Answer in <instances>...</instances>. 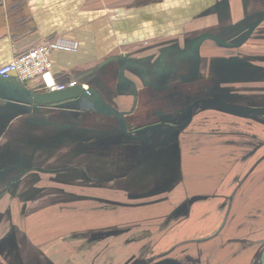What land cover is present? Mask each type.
Returning a JSON list of instances; mask_svg holds the SVG:
<instances>
[{
  "label": "crops",
  "instance_id": "crops-1",
  "mask_svg": "<svg viewBox=\"0 0 264 264\" xmlns=\"http://www.w3.org/2000/svg\"><path fill=\"white\" fill-rule=\"evenodd\" d=\"M261 16L258 27L264 22V0H0V66L45 41L64 38L78 44L77 52H52L53 69L46 79L38 77L23 83L17 77L15 81L0 78V121L9 123L8 128H0V145L6 141L10 126L23 120L22 127H28L27 134L8 140L7 148L14 154L11 148L16 144L32 154L34 144L40 141L49 144L46 127L49 123L42 120L46 109L69 106L81 109L82 102L78 100L48 106L35 103L30 94L47 92L52 83L83 85L118 111L129 112L125 116L128 130L149 126L161 115H175L200 99L220 98L227 92L220 80L232 85L253 81L244 76H229L239 70L232 63L234 54L243 59L252 58L241 49L257 29L241 38L249 28L247 25ZM203 92L206 96L201 95ZM197 96V100H192ZM208 111L231 116L218 121L219 126L241 129L257 123L254 119L244 121V116L214 107L212 103L205 104L200 112L203 115ZM89 112L101 114L95 108ZM137 112L149 114V125L130 124L129 118ZM155 112L157 117L152 115ZM209 120L199 115L186 132L175 136L158 129L146 142L140 143V150L132 148V161L137 159L140 163L122 177L127 178L140 168V191L138 184L136 190L124 182L119 188L129 195L140 192V207L151 210V220H140V224L159 225L161 217L167 218L186 203L180 220L177 217L171 220L172 229L162 230L161 236H165L164 242L196 239L212 242L211 247L201 250V264H247L243 249L249 251L250 243L263 240L264 233L258 234L252 227L256 218L238 223L251 226L250 231L254 232L245 237L238 233L229 236V241L238 243L237 247L228 246L222 252L215 245L225 242L229 232L210 227L230 226L234 219L240 218L235 213L240 214L237 194L244 187L236 188L234 183L243 169L241 163H247L252 157L254 160L260 145L257 146L255 137L237 130L196 133L213 128L208 125ZM43 128H46L44 133ZM190 130L196 134L188 135ZM96 139L88 135L78 140L77 152L96 156ZM193 140L200 148L190 151L187 146ZM52 141L51 145L58 140ZM126 153L122 154L124 162L116 167L111 163L110 180L114 169L126 167L130 160ZM229 190L232 191L229 193ZM146 232L151 234L149 230ZM209 253L212 254L206 263L204 258ZM188 254L179 252L175 246L166 255L172 257V264H192L193 257ZM257 254H251L248 263L256 264Z\"/></svg>",
  "mask_w": 264,
  "mask_h": 264
},
{
  "label": "rangeland",
  "instance_id": "rangeland-1",
  "mask_svg": "<svg viewBox=\"0 0 264 264\" xmlns=\"http://www.w3.org/2000/svg\"><path fill=\"white\" fill-rule=\"evenodd\" d=\"M255 23L256 21H253L248 24L246 34L253 33L255 29L257 31L241 50L246 55L255 56V62L264 66V61H260V59L264 60V22L260 27H258L260 22ZM246 34L243 35L242 40L247 37ZM249 65L253 64L246 63L243 73L253 81L248 83L250 80H245L232 85L228 81L222 83L218 80L224 91H227L220 95L219 99L232 104L264 106V69L255 73L253 67L250 68ZM203 94L206 93L203 92L201 95ZM198 97H192V100L193 98L197 100ZM72 107L46 109L42 120L49 123L46 124L49 144H42L41 141L34 144L32 154L28 149L25 151L24 146L16 144L11 148L14 154L7 148L8 140L13 141L16 137L25 136L28 127H22L25 125L23 120L16 121L10 126L5 136L6 141L4 140L5 142L0 145V171L5 167H11L8 172L0 173V264H155L160 260L172 264L174 260L171 261L170 255L155 254L161 249H169L171 247L167 245L169 243L171 245L176 243L179 252L181 250L188 252V256L193 257L192 264H201L200 253L202 254L203 248L212 242L201 239L192 242L188 240L164 242L165 236H161L162 230L173 227L169 225L170 223L167 224L168 218L161 217L159 220L162 222L159 225L140 224V220L143 222L151 220L149 217L151 210L140 207V192H132L133 194L129 195L119 188L121 182H124L134 190L137 189L138 184L140 191V168L129 177H122L128 169L129 172L135 170L140 160L132 161L130 151H134L135 148L139 150V144L128 139L123 141V135L118 130L120 120L111 115L90 113L92 109H84L83 105L81 109ZM152 115L158 116L156 112ZM203 116L209 117L208 125L210 128L214 127L209 131L204 129L196 133L237 130L255 137L257 146L260 145L254 160L252 157L251 160L245 161L247 163H241L243 169L240 177L235 178L236 188L244 187L241 188V193L236 195L240 204V214L236 211L235 213L240 218L234 219L235 222L230 226L210 227L217 229L216 231L224 228L223 232L227 230L229 232L225 242L215 245L222 252L225 247H237L238 243L234 240L229 241L237 233L238 236L244 237L254 231L258 234L264 233V148L262 147L264 118L256 119L257 123L250 124V128L235 129L229 125L217 124L223 119H231L227 114L208 111L203 113ZM148 117L149 114L145 112H137L134 117L129 118V121L130 124L149 125ZM242 119L253 122L250 116H244ZM83 120H85L83 125H80ZM240 122L242 124V121ZM0 124L3 130L9 126L8 121L4 120L0 121ZM45 130L46 128L42 129L43 133ZM139 130V128H131L129 132L137 131L136 133L139 134ZM188 132V135L195 133H192V130ZM33 133L34 136L35 132ZM88 135L97 138L96 156L77 152V149L80 150L78 140ZM53 139L58 141H54L51 145ZM195 144L194 140L190 141L188 149L190 151L199 149L200 145ZM124 153L130 160L123 169H114L112 178L114 181L110 180L111 174L108 171L111 163L116 167L124 162L122 158ZM4 157L6 158L3 159ZM231 179L230 185L233 183ZM1 191L4 193L2 194ZM231 191L229 190V193ZM252 217L256 218L252 226L255 227L254 231H250L251 226L238 224L247 223L249 221L246 220ZM177 218L180 220L179 216ZM153 219L157 220V218ZM146 230L151 232L149 239L140 240V236L137 240L132 239L135 233ZM7 239L12 246L9 241L4 244ZM262 239L264 241V234ZM261 242L249 241L251 244L249 251L242 246L246 253L244 258L247 264L251 263H248L250 255L255 253H258L256 264H264V242L262 246ZM2 245L4 248L1 247ZM211 254L209 253L208 258L205 255L204 262L208 263Z\"/></svg>",
  "mask_w": 264,
  "mask_h": 264
},
{
  "label": "flooded vegetation",
  "instance_id": "flooded-vegetation-1",
  "mask_svg": "<svg viewBox=\"0 0 264 264\" xmlns=\"http://www.w3.org/2000/svg\"><path fill=\"white\" fill-rule=\"evenodd\" d=\"M264 17V16H263ZM261 19H262V16H261V18H258V20H254V21H256V23L255 24H257L258 22H260L261 21ZM251 23V22H250ZM247 27H249L248 25H247ZM246 35H248V34H246ZM245 36V35H244ZM197 43V42H196ZM194 44H195V42H194ZM164 52L166 53V52H168V50H164ZM163 52V53H164ZM233 55V54H232ZM249 56V55H248ZM250 57H252V58H247V59H243V58H240L239 56H237V55H233L232 56V63H233V66H234V68H236V69H239V70H235V72H238L237 74L235 73V74H231L229 77H246L245 76V73H243L244 71V69L243 68H245L246 67V63H251V64H253V65H249V67L251 68V67H253V69H254V71H255V73H257V70H259L260 72H262V68L264 69V66L262 65H258L256 62H255V56H250ZM260 61H264L263 59H260ZM235 66H237V67H239V68H237V67H235ZM264 71V70H263ZM246 72L248 73V71H247V69H246ZM215 96V95H214ZM200 100H202L203 102H199L198 104H194V103H196V102H194L193 104H190L189 106H187V107H185V108H183L180 112H178L177 114H175V115H161V116H159V120L157 121V122H154V123H151L149 126H145V127H141L140 128V133L138 134V133H136L137 131H135V132H130L131 134H134V135H143V134H145V133H147L148 131H149V128L151 127V126H153V125H159V128H156L155 130H153L148 136H146L145 138H143V139H140V140H132V139H129V138H126V137H124V141H126V139H128V140H132V141H134V142H137L138 144H139V150H140V143H144V142H146V140L148 139V138H150V137H152V135H153V133L154 132H156L158 129L159 130H163L165 133L167 132L168 133V135L169 136H175V135H180L181 133H184V132H186L190 127V124L191 123H193V120L197 117V116H199V115H201L202 117H204L202 114H201V108H203V106L205 105V104H208V103H212L213 105H218L217 103H215L213 100H217V101H220V102H224V103H227V104H229V105H234V106H239V107H264V106H257V105H240V104H231V103H229V102H227V101H225L224 99H219L218 97H213L212 99H209V98H203V99H200ZM82 105H83V108L84 109H93L94 107L92 106V105H90L88 102H86V101H82ZM84 105L85 106H87V105H89L90 107H84ZM201 105H203V106H201ZM219 106V105H218ZM220 107V106H219ZM223 110V109H222ZM232 113V112H231ZM233 114H236V115H240V116H250V117H252L254 120H256V119H258V118H264V116H254V115H241V114H237V113H233ZM185 123H187L186 124V126H184V127H182L183 126V124H185ZM129 131V130H128ZM9 168H11L10 166H8V167H5V168H3V169H1V171H0V173L1 172H3V173H6V172H8V170H9ZM5 191V190H4ZM4 191L2 192V194L4 193ZM1 195V194H0ZM186 205V203H183L181 206H179L176 210H173L172 212H171V214H169L168 216H167V218H168V222H167V224H169V222L171 221V220H173V219H175L176 217H178V216H180V215H182L183 213H184V211H185V206ZM93 219V218H92ZM166 223V222H165ZM164 223V224H165ZM138 236H140V240L141 239H149V237L151 236V234L150 233H148V232H143V231H140V232H137V233H135L133 236H132V239L134 240V239H138ZM131 239V240H132ZM9 241V239H7L5 242H4V244L5 243H7ZM9 244L11 245V243H10V241H9ZM176 244V243H175ZM175 244H173V245H171V247L170 248H173V247H175L176 245ZM12 246V245H11ZM10 246V247H11ZM1 247H3V245L1 246ZM4 248V247H3ZM169 248V249H170ZM169 249H165V250H160V251H158V252H156L155 254H156V256L158 255V256H165V254H167L168 253V250ZM166 260H164V261H157V262H155V264H166L167 262H165ZM154 262V261H153Z\"/></svg>",
  "mask_w": 264,
  "mask_h": 264
},
{
  "label": "water",
  "instance_id": "water-1",
  "mask_svg": "<svg viewBox=\"0 0 264 264\" xmlns=\"http://www.w3.org/2000/svg\"><path fill=\"white\" fill-rule=\"evenodd\" d=\"M1 78V77H0ZM16 73H11L10 77L5 80L15 81ZM22 88V87H21ZM30 97L34 100L35 103L41 105H53L59 103H65L72 100H78L80 102L86 101L90 105H92L99 113L104 115H111L119 118L121 120L120 123V132L121 134L132 140H140L148 136L153 130L159 128V125H153L149 128V131L143 135H134L128 131V126L126 122L125 116L128 115L129 112L118 111L117 109L110 106L106 103L100 95L92 92L91 90L86 89L83 85L80 84H71L67 86L64 90L59 91H47L42 93L30 94ZM217 103L220 108L241 115H254V116H264V107H239L234 105H229L224 102H220L217 100H213ZM199 102H203L202 100L197 101L194 104H198ZM187 123L183 124L182 127L186 126Z\"/></svg>",
  "mask_w": 264,
  "mask_h": 264
},
{
  "label": "built area",
  "instance_id": "built-area-1",
  "mask_svg": "<svg viewBox=\"0 0 264 264\" xmlns=\"http://www.w3.org/2000/svg\"><path fill=\"white\" fill-rule=\"evenodd\" d=\"M54 50L77 52L78 44L64 38H56L40 43L27 52L13 58L9 63L0 66V77L8 78L11 73L21 82H30L35 78L46 79L51 75L53 63L51 54ZM67 86L52 83L49 91L64 90Z\"/></svg>",
  "mask_w": 264,
  "mask_h": 264
},
{
  "label": "trees",
  "instance_id": "trees-1",
  "mask_svg": "<svg viewBox=\"0 0 264 264\" xmlns=\"http://www.w3.org/2000/svg\"><path fill=\"white\" fill-rule=\"evenodd\" d=\"M214 107L220 108L218 105H214ZM222 109V108H221Z\"/></svg>",
  "mask_w": 264,
  "mask_h": 264
}]
</instances>
